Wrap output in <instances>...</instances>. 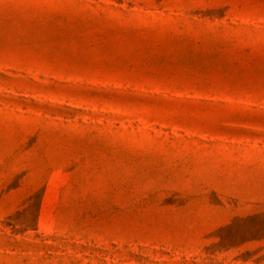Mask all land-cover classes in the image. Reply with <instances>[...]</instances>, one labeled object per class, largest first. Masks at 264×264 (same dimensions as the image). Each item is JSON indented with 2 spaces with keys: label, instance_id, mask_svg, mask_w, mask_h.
Here are the masks:
<instances>
[{
  "label": "rangeland",
  "instance_id": "1",
  "mask_svg": "<svg viewBox=\"0 0 264 264\" xmlns=\"http://www.w3.org/2000/svg\"><path fill=\"white\" fill-rule=\"evenodd\" d=\"M0 264H264V0H0Z\"/></svg>",
  "mask_w": 264,
  "mask_h": 264
}]
</instances>
